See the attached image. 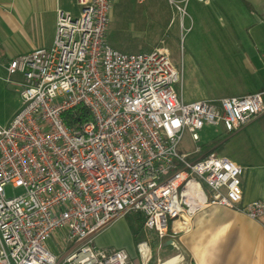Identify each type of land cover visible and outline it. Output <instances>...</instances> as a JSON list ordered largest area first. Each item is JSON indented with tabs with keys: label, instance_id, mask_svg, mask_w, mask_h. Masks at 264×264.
<instances>
[{
	"label": "built area",
	"instance_id": "2783aa9c",
	"mask_svg": "<svg viewBox=\"0 0 264 264\" xmlns=\"http://www.w3.org/2000/svg\"><path fill=\"white\" fill-rule=\"evenodd\" d=\"M75 2L77 17L57 12L48 50L0 63L1 81L21 79L13 83L20 107L0 126V264H133L126 250L94 245L126 216L148 235L135 247L141 264L154 239L157 252L169 249L182 261L180 238L210 208L264 227V204L239 206L243 170L204 153L199 138L218 126L228 137L262 116L264 90L185 103L174 91L181 64L166 48L113 50L106 43L113 0ZM77 108L89 120L71 128L64 117ZM184 134L195 145L193 159L177 152ZM7 189L20 194L7 197ZM54 236L63 255L47 245Z\"/></svg>",
	"mask_w": 264,
	"mask_h": 264
},
{
	"label": "crops",
	"instance_id": "0c3cea01",
	"mask_svg": "<svg viewBox=\"0 0 264 264\" xmlns=\"http://www.w3.org/2000/svg\"><path fill=\"white\" fill-rule=\"evenodd\" d=\"M184 1L169 0L175 6L184 7L191 24L217 23L228 30V45L235 53L229 64L231 84L235 88L243 83L249 84L247 89L237 93L246 97L262 92L264 0ZM65 2L0 0V63L6 64L35 50H48L54 39L57 12L70 15ZM201 5L205 9L202 10ZM213 43L223 45L219 40ZM148 49L147 53H150L157 48L149 45ZM249 124L219 143L218 150L222 152L217 153L244 172L240 207L254 202L264 204V132L248 128ZM127 217L130 216L117 219L97 234L94 245L100 250H126L132 255L133 264H141L135 247L141 241L142 232L133 222L128 223ZM179 248L184 261L168 250L164 253L169 255L164 259L177 258L176 264H264V227L237 211L210 208L195 216L191 230L180 238Z\"/></svg>",
	"mask_w": 264,
	"mask_h": 264
},
{
	"label": "rangeland",
	"instance_id": "374dc122",
	"mask_svg": "<svg viewBox=\"0 0 264 264\" xmlns=\"http://www.w3.org/2000/svg\"><path fill=\"white\" fill-rule=\"evenodd\" d=\"M200 7L202 10L205 9L202 5ZM65 8L72 17L78 16L79 11L74 0H66ZM178 8L182 11L184 9L182 6ZM179 10L169 0H149L142 5H138L135 0H113L106 43L122 54L147 53L149 45L157 49L166 48L169 55L181 64V81L174 86V91L185 103L242 97L241 92L237 91H244L249 84L243 83L236 88L231 84L229 64L235 53L228 45V30L217 23L191 24ZM218 40L222 41L223 45L216 46L213 43ZM20 80L18 75L11 77V83L0 80L1 126H5L20 107L18 88L13 85ZM248 126L250 129L264 132V114L258 122L250 123ZM199 138L203 151V148H207L215 141L222 143L226 136L218 126L204 128L199 132ZM194 149L195 145L184 134L177 147L178 154L188 155L189 159H193ZM220 152L222 150H218V153ZM12 194L18 196L20 192L6 190L7 197H11ZM131 219L127 217L126 221L138 226L136 221ZM140 230L142 242L148 235ZM60 243V236H54L47 244L56 256L64 254ZM157 247L158 242L154 239L147 263L153 253L156 256V264L167 261L164 258L169 254L164 253L166 250L157 252ZM168 252L174 253L169 249Z\"/></svg>",
	"mask_w": 264,
	"mask_h": 264
},
{
	"label": "trees",
	"instance_id": "16d2710c",
	"mask_svg": "<svg viewBox=\"0 0 264 264\" xmlns=\"http://www.w3.org/2000/svg\"><path fill=\"white\" fill-rule=\"evenodd\" d=\"M247 9L250 10L248 5L246 4ZM66 124L71 128H76L80 123L86 122L89 120L88 112L84 108H77L69 113H67L64 117ZM220 142L215 141L212 145L208 146L207 148H203V152H213L218 153V144ZM148 264H156V257L153 253L151 259Z\"/></svg>",
	"mask_w": 264,
	"mask_h": 264
},
{
	"label": "bare ground",
	"instance_id": "6f19581e",
	"mask_svg": "<svg viewBox=\"0 0 264 264\" xmlns=\"http://www.w3.org/2000/svg\"><path fill=\"white\" fill-rule=\"evenodd\" d=\"M176 262H178V259L177 258H173L171 260L166 261L163 264H176Z\"/></svg>",
	"mask_w": 264,
	"mask_h": 264
}]
</instances>
